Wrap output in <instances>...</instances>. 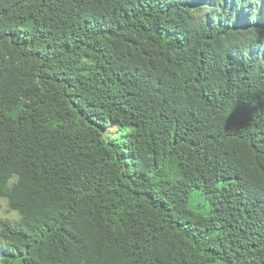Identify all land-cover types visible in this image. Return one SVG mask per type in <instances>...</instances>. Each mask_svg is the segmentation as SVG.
Wrapping results in <instances>:
<instances>
[{"label":"trees","instance_id":"1","mask_svg":"<svg viewBox=\"0 0 264 264\" xmlns=\"http://www.w3.org/2000/svg\"><path fill=\"white\" fill-rule=\"evenodd\" d=\"M0 199V264H264V0H0Z\"/></svg>","mask_w":264,"mask_h":264},{"label":"rangeland","instance_id":"2","mask_svg":"<svg viewBox=\"0 0 264 264\" xmlns=\"http://www.w3.org/2000/svg\"><path fill=\"white\" fill-rule=\"evenodd\" d=\"M53 101L55 100L53 99ZM66 111H67V108L63 106L62 112L65 113ZM104 133H108V138L113 139V140H116L118 137H121V130L118 129L117 131V129L114 126L109 127L106 131H104ZM189 205L191 207H195L202 213H204L206 208L208 207L204 198L199 196L197 193H194L191 196L189 200ZM197 206H201V208H197ZM12 213L14 212L8 209L6 201L0 199V223L6 222V221H9V222L16 221L17 218H13Z\"/></svg>","mask_w":264,"mask_h":264},{"label":"clouds","instance_id":"3","mask_svg":"<svg viewBox=\"0 0 264 264\" xmlns=\"http://www.w3.org/2000/svg\"><path fill=\"white\" fill-rule=\"evenodd\" d=\"M12 216H13V218H17V219L19 218L18 214H17V213H15V212H14V213H12Z\"/></svg>","mask_w":264,"mask_h":264}]
</instances>
